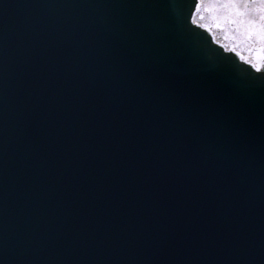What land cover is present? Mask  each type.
I'll return each mask as SVG.
<instances>
[{"label": "snow or ice", "instance_id": "6c2138e0", "mask_svg": "<svg viewBox=\"0 0 264 264\" xmlns=\"http://www.w3.org/2000/svg\"><path fill=\"white\" fill-rule=\"evenodd\" d=\"M0 264H264V0H0Z\"/></svg>", "mask_w": 264, "mask_h": 264}, {"label": "water", "instance_id": "95a60500", "mask_svg": "<svg viewBox=\"0 0 264 264\" xmlns=\"http://www.w3.org/2000/svg\"><path fill=\"white\" fill-rule=\"evenodd\" d=\"M182 6V11L187 12L188 6L194 3V0H179ZM194 49L201 57L203 63L201 64V70H214L224 64V53L222 50L217 49L215 45L211 44L210 37L202 30L195 29L191 36ZM229 63L237 66L238 71L233 73L234 78H242L248 71L247 65H240L239 61L235 58H231Z\"/></svg>", "mask_w": 264, "mask_h": 264}]
</instances>
